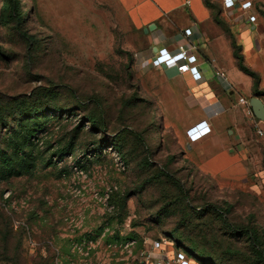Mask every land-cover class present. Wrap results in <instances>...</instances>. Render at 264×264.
<instances>
[{
  "label": "rangeland",
  "instance_id": "rangeland-1",
  "mask_svg": "<svg viewBox=\"0 0 264 264\" xmlns=\"http://www.w3.org/2000/svg\"><path fill=\"white\" fill-rule=\"evenodd\" d=\"M212 1L217 24L206 29L214 47L232 56L235 40L259 75L258 92L235 89L264 101V33L246 36ZM5 3L0 0L2 104L66 84L82 97L101 99L107 125L93 128L87 110L61 89V109L3 127L11 163L0 177V228L8 229L12 245H21L22 264H35L40 255L49 264H141L164 238L168 251H176L168 233L186 202L230 203L232 221L264 231V136L258 133L264 119L240 101L243 135L228 125L221 142H190L187 121L198 111L188 87L195 83L155 63L153 46L164 47L162 27L145 32L148 23H136L123 0H19L20 22L2 18L10 10ZM230 70L246 76L236 66ZM227 119L218 118L219 125ZM147 157L150 167L137 164ZM204 220L223 235L214 214ZM236 249V263L264 264L247 238Z\"/></svg>",
  "mask_w": 264,
  "mask_h": 264
},
{
  "label": "trees",
  "instance_id": "trees-1",
  "mask_svg": "<svg viewBox=\"0 0 264 264\" xmlns=\"http://www.w3.org/2000/svg\"><path fill=\"white\" fill-rule=\"evenodd\" d=\"M206 5L212 10V16L214 20H217V15L213 12V7L216 5L212 0H204ZM19 0H6L7 9L10 8L7 15L2 18L9 21V17L16 18L20 22L23 17L20 8L18 7ZM21 30V29H20ZM27 38H32L31 35L25 31H20ZM234 48V54L238 61L239 68L245 73L249 74L253 78V88L255 92L259 90V75L248 64L245 63V57L240 52V47L237 46L235 40H232ZM131 75V73H130ZM66 90L72 94L73 100L76 102V106L79 109H86L87 115L91 126L95 129H105L106 122L104 116L103 101L98 97L89 96L87 98L80 96L69 85L51 86L47 89L39 90L33 93L29 97L14 96L8 99V102L3 105L2 99H0V177L5 176L8 172V165L11 163V155L8 153L7 146L4 140L3 127L15 122L18 119L24 120L25 118L35 117L39 112L53 109H61L60 105H56L58 99L59 90ZM140 98L135 96V98ZM88 102L93 103L94 107L91 109L88 106ZM32 126L28 135L34 134L36 127ZM118 133L117 136H120ZM117 145L122 147L119 143L121 139H117ZM24 144L20 143V147ZM139 165L141 167H150L152 162L149 157L141 160ZM161 174L165 173L160 171ZM128 194L121 196L119 200H122L123 206L126 205ZM187 198V197H186ZM185 206L179 205L180 208L184 207V211H181V217L176 224L170 229L168 236L174 239L177 247L186 250L189 255L197 259L200 264H238L236 259L238 258V250L236 244L242 237L247 238L251 247L264 258V231L258 226L254 225H239L232 221L229 217L232 205L225 202L224 206L207 204L205 206L192 205L189 202L185 203ZM189 212V213H186ZM214 214L215 218L220 224V229L223 230V235H219L214 227L206 223L204 220L205 214ZM218 229V231L220 230ZM225 243L226 245H222ZM191 249V250H190ZM21 245H12L9 241V231L7 228H0V263L2 264H22L21 262ZM49 259L43 256H39V259L35 261V264H49Z\"/></svg>",
  "mask_w": 264,
  "mask_h": 264
},
{
  "label": "crops",
  "instance_id": "crops-1",
  "mask_svg": "<svg viewBox=\"0 0 264 264\" xmlns=\"http://www.w3.org/2000/svg\"><path fill=\"white\" fill-rule=\"evenodd\" d=\"M257 1L262 2L264 0ZM123 2L136 23L140 25L148 23V26L155 23L154 29H164L162 38H160L164 42L162 46L175 51L180 45L195 44L194 52L198 56L199 67L204 76L203 80L196 83L190 74L180 73L175 66L167 67L176 70L184 82L186 79L190 83H195L188 89L195 97L196 103L194 105L198 114L187 121V128L202 119H207L213 129L211 134L194 143H202L207 140L214 143L221 142L224 139L220 135L228 125L234 126L237 134L243 135L246 132V121L242 111L243 107L240 105L242 103H240V98H247L240 96L238 90L253 89V78L239 68L232 42H230L232 56L236 63H234V59H231L230 53L225 57L222 50L214 47L215 41L206 26H209L211 21L217 23L213 19L211 8L206 5L205 1L123 0ZM217 2L223 10L221 0H217ZM225 14L233 19L235 24L243 27L245 33L247 32L246 36L252 37L253 31H256V35L264 33V21H260L256 25L248 24L246 19L238 18L237 15ZM186 28H192L193 33L186 35ZM157 46H153L154 51L158 49ZM232 66H236L246 76L242 77L240 74L234 76L233 73L235 72L230 70ZM227 92L230 93V96L227 95ZM236 95H238L237 99L235 98ZM230 98H235L237 104H231ZM222 116L228 117V119L219 125L218 118H222Z\"/></svg>",
  "mask_w": 264,
  "mask_h": 264
},
{
  "label": "built area",
  "instance_id": "built-area-1",
  "mask_svg": "<svg viewBox=\"0 0 264 264\" xmlns=\"http://www.w3.org/2000/svg\"><path fill=\"white\" fill-rule=\"evenodd\" d=\"M223 11L231 15H237L238 18L246 19L248 24L256 25L260 21H264V1L257 0H221ZM192 28H186L185 34L191 35ZM195 44L180 45L177 50L172 51L167 47L157 49L154 61L162 67L175 66L180 73H188L194 82L198 83L203 80V72L199 67L198 56L194 52ZM241 101L248 103L249 100L241 98ZM212 132V127L207 119H202L187 129V136L190 142H197ZM258 133L264 136V131L258 128ZM156 244L159 249L156 253H146L145 259L141 264H192V256L179 248L176 251H168V240L163 239ZM165 245V246H164Z\"/></svg>",
  "mask_w": 264,
  "mask_h": 264
},
{
  "label": "water",
  "instance_id": "water-1",
  "mask_svg": "<svg viewBox=\"0 0 264 264\" xmlns=\"http://www.w3.org/2000/svg\"><path fill=\"white\" fill-rule=\"evenodd\" d=\"M156 27L155 23H151L148 27H145V32L153 30ZM249 105L253 111L255 117L260 120L264 119V101L259 96H252L249 99Z\"/></svg>",
  "mask_w": 264,
  "mask_h": 264
}]
</instances>
